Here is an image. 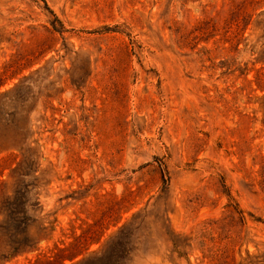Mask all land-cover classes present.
Returning <instances> with one entry per match:
<instances>
[{"label": "rangeland", "instance_id": "rangeland-1", "mask_svg": "<svg viewBox=\"0 0 264 264\" xmlns=\"http://www.w3.org/2000/svg\"><path fill=\"white\" fill-rule=\"evenodd\" d=\"M96 257L264 264V0H0V264Z\"/></svg>", "mask_w": 264, "mask_h": 264}, {"label": "trees", "instance_id": "trees-1", "mask_svg": "<svg viewBox=\"0 0 264 264\" xmlns=\"http://www.w3.org/2000/svg\"><path fill=\"white\" fill-rule=\"evenodd\" d=\"M17 204V202H16ZM18 205V208L16 205L15 206V209H13L12 207V204L10 205L11 209L13 210L12 212L14 213H21L25 216V213H27V205L25 203H22V204H17ZM8 209L4 208V211H7ZM27 219H23L21 222L18 223V225H12L11 226V229L12 231L14 232L16 238H19L16 242H15V245H10L8 244V252L9 254L7 256H2L1 258L3 260H6V259H11L15 256H18L22 253H25L28 249H32L35 244L31 243L32 241L28 238V227L24 226L23 227V224L25 225ZM74 258L71 259V261L73 260ZM103 258H91V259H87V260H84V261H81L80 263L78 264H99L100 261H102Z\"/></svg>", "mask_w": 264, "mask_h": 264}]
</instances>
